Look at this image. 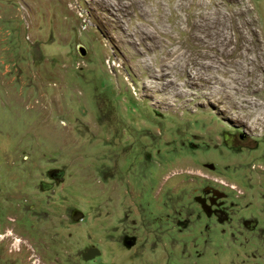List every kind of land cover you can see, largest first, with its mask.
Segmentation results:
<instances>
[{
  "label": "rangeland",
  "instance_id": "1",
  "mask_svg": "<svg viewBox=\"0 0 264 264\" xmlns=\"http://www.w3.org/2000/svg\"><path fill=\"white\" fill-rule=\"evenodd\" d=\"M252 182L264 0H0V264H162L157 219L172 232L200 185L239 204ZM215 236L197 264H264L243 224Z\"/></svg>",
  "mask_w": 264,
  "mask_h": 264
},
{
  "label": "flooded vegetation",
  "instance_id": "2",
  "mask_svg": "<svg viewBox=\"0 0 264 264\" xmlns=\"http://www.w3.org/2000/svg\"><path fill=\"white\" fill-rule=\"evenodd\" d=\"M238 137L242 139L243 134L240 133ZM251 142L255 143L254 147H257L254 140ZM59 174L60 171L50 170L46 172V176L50 179L56 178ZM254 182H252L251 191L249 189L250 197H246L239 204L230 201L225 195V190L219 187L205 183L200 185L190 194L189 205L193 206L190 208L191 212L193 211L191 215L186 216L180 212L178 214L172 213L177 217L174 224H178V229L172 230V232L166 233L168 230H163L164 228L159 230L158 227H162V222L157 219L153 225V236L155 245L159 244L161 248L160 253H156V255L161 256L162 264H184L186 260H190L186 264H197L194 259H202L209 254L212 257L218 255L221 250V241L218 237L216 238L215 233H218L220 225L240 226L243 224L245 229L255 233L258 243L264 244V227H261V220L264 218V194L261 190V181L256 183L258 186H254ZM230 188L241 193L234 184H230ZM220 193L224 195L216 197V195H221ZM192 195L194 196L193 199L191 198ZM188 222L191 223L190 227H186ZM232 222L235 224H231ZM156 223L158 224L157 230ZM179 223H183L185 227L183 228ZM127 236H133L131 239L125 238L126 242L132 241V245L126 248L129 249L135 246L137 241L131 234H125L123 238ZM191 250H195L193 255H190ZM253 253H256L254 249ZM260 257L264 259V253Z\"/></svg>",
  "mask_w": 264,
  "mask_h": 264
},
{
  "label": "water",
  "instance_id": "3",
  "mask_svg": "<svg viewBox=\"0 0 264 264\" xmlns=\"http://www.w3.org/2000/svg\"><path fill=\"white\" fill-rule=\"evenodd\" d=\"M78 52L80 54H84V48L82 46H78ZM204 166L210 170L213 169V164L212 163H204ZM51 184L50 183H46L44 181L41 182V188L42 189H45V188H48L50 187ZM221 195H216V197H219V196H223L224 194L223 193H220ZM72 219H80L81 218V212L77 209H73L70 213ZM125 238L127 239H131L133 237H124L122 239V244L125 246V247H130L132 245V241H125ZM99 254H100V251L97 247L95 246H89L87 247L82 253H81V257L83 260H89V259H92L96 256H98L99 258Z\"/></svg>",
  "mask_w": 264,
  "mask_h": 264
}]
</instances>
